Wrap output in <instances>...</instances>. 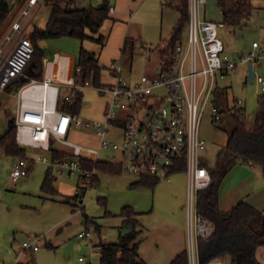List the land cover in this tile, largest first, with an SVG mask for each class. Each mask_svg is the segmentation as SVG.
Wrapping results in <instances>:
<instances>
[{"label":"rangeland","instance_id":"1","mask_svg":"<svg viewBox=\"0 0 264 264\" xmlns=\"http://www.w3.org/2000/svg\"><path fill=\"white\" fill-rule=\"evenodd\" d=\"M40 2L41 5L30 6L29 14L24 18V24L31 20L29 33L24 35L30 42H32L30 30L34 26L45 27L50 15L51 6L48 0ZM102 2L103 0H75L73 6L98 7ZM161 2L145 0L132 12L134 17L131 32L135 39V48L130 53L123 72L126 78H130L131 83H135L143 75L158 77V69L164 62L162 44L171 37L180 19V12L175 7L163 6ZM18 4L20 7L25 6L21 1ZM252 4L254 9L250 18L236 26L223 23L222 12L216 0H209L203 9L206 18L218 22L220 36L225 43L226 52L231 57L247 56L254 41H258L264 48V0H252ZM12 7L15 8L14 3ZM25 7H28L27 4ZM10 33L11 31L3 32L1 29L0 67L18 39V31L11 35ZM100 35L98 33V36ZM187 37L188 26L181 41L186 42ZM93 41L97 46L102 45L99 41ZM81 43L80 39L69 36L38 40L44 58L46 60L48 58L52 63L54 74L59 70L61 63L73 62V58L79 56ZM147 45L148 48H145ZM111 60L106 56L100 58L102 66L106 65L105 68L109 66ZM248 64L249 62L240 63L236 71L226 78L218 76L217 82L220 86L227 82L230 84L231 93L233 91L234 96L243 101L246 114L252 118L259 108V98L264 93L262 83L256 79L257 76L264 78V57L253 62L255 78L252 81L248 79ZM108 79L104 73L102 81L106 82ZM16 93V83H12L8 89H0V139L9 128L10 120L15 117ZM85 93L87 96L84 98L83 106H87V118L92 121L101 120V112L108 97L100 95L95 86L87 87ZM228 120L229 114L226 115L225 122ZM118 132L117 128H112L109 135L113 140H120ZM92 134H95L94 129L87 127V145L96 144ZM22 147L26 148L30 167L18 181L14 182L11 172L22 156L10 155L0 146V264H15L18 255L22 264H101L98 244L101 241H119L120 236L117 232L120 229L122 231L121 227L124 225L121 224L122 209L126 205L133 206L138 212L139 223L145 226L143 233L148 234L142 240L145 244H155L150 238L153 230H147L150 229V225L155 227L158 220L164 221L173 216L187 218V192L185 198H182L175 192L174 187L175 178H188L185 173H177L170 180H161L155 187L132 188L130 182L134 179L124 173L98 172L100 181L86 189L83 204H80L79 198L75 195L78 183H81L79 176L61 173L57 166H54L52 170L57 178L54 180V176L52 177L58 191L45 190L43 183L51 164L38 158L41 156L51 159V152ZM218 149L217 144L209 143L205 155L210 165L215 164ZM114 155L110 153L108 158L103 153L102 157L110 160ZM85 215L92 218L88 229L93 230V235L84 239L79 236V232L87 229ZM94 218L101 225V231L97 230L99 225ZM31 236L41 238L39 250L20 253L23 242ZM152 248L149 245L146 249Z\"/></svg>","mask_w":264,"mask_h":264},{"label":"built area","instance_id":"2","mask_svg":"<svg viewBox=\"0 0 264 264\" xmlns=\"http://www.w3.org/2000/svg\"><path fill=\"white\" fill-rule=\"evenodd\" d=\"M9 1L16 3L18 0ZM37 2L29 0V5ZM208 2L190 0L187 40L177 41L172 56L161 64L158 77L143 75L130 84L123 75L124 61L117 59L108 66L113 82L95 86L87 81L84 85L95 86L97 91L108 97L104 118L87 119V127L93 128L99 139L98 145L92 147L94 151L106 152L108 157L114 153L111 161L119 164L122 172L134 180H164L185 164L190 264H201L197 256L198 239L208 237L214 231V223L198 210V190L207 187L211 181L210 171L202 161V152L207 144L201 131L202 122L208 109L213 121H220L223 115L214 101L219 86L218 76L223 78L233 73L242 62L253 63L264 57V48L258 41L253 42L247 56L231 57L220 36L218 22L206 18L203 13ZM113 11L114 6L111 5L110 12ZM28 12L29 9L24 10L25 15ZM13 30H21V22H15ZM34 52V45L25 38H19L14 43L0 67L1 90L24 73ZM256 79L262 83L264 90V78L257 76ZM58 94L59 87L46 80L31 78L18 87L16 140L23 146L50 150L54 138L58 143L73 148L70 158L53 160L40 156L38 160L57 166L61 173L79 176L81 183L75 195L83 204L84 194L92 186L97 168H86L82 156L84 146L67 138L71 126L83 124L84 119L80 115L59 111ZM242 106L243 101L232 96L227 107L232 113ZM242 112L246 114L245 110ZM112 128L118 129L120 140L110 137ZM87 161L97 162L98 158L87 155ZM29 167V159L19 158L11 172L12 180L16 182ZM92 235V229L79 232L84 239ZM40 240L39 236L29 237L23 242L22 251H38ZM15 264H19L18 259ZM205 264L230 262L225 258H216Z\"/></svg>","mask_w":264,"mask_h":264},{"label":"trees","instance_id":"3","mask_svg":"<svg viewBox=\"0 0 264 264\" xmlns=\"http://www.w3.org/2000/svg\"><path fill=\"white\" fill-rule=\"evenodd\" d=\"M161 1L163 6L175 7L180 12V19L171 37L162 44L163 60L168 61L175 44L182 39L188 26L190 0ZM216 1L222 12L223 23L232 26L240 25L244 20L249 19L254 9L252 0ZM74 2L75 0H49L51 11L46 26L43 28L34 26L30 31L35 52L24 73L13 82L16 83L17 89L31 78L43 80L44 53L38 44L39 39L69 36L81 41L92 39L104 42L103 35L94 37L91 33H98L104 21L110 17V0H103L98 7L79 8L73 6ZM11 9L12 3L9 0H0V27L6 21ZM134 48V39L126 38L123 47L124 56L129 57ZM33 58H35L34 61ZM102 69L97 53L81 45L74 72V85L70 87L68 94L59 91L57 109L78 115L84 103V94L79 86H84L87 81L95 86L102 85ZM214 101L223 113L222 119L214 122L227 132L228 141L219 150L215 164L207 166L211 175L209 185L198 190V210L214 223L213 233L198 239V259L201 264L216 258H225L230 264H261L256 257V250L259 246H264V213L245 200H240L232 209L223 211L219 206V191L228 171L239 161L264 166V93L259 98V108L252 118L243 114L242 111H246L244 106L232 113L229 112L225 94L218 87ZM226 114H229L230 120L223 123ZM0 146L10 155L27 159L24 150L16 140L15 117L10 120L9 128L1 137ZM49 151L53 160L73 156L71 152L60 150L54 138ZM83 163L89 169L95 166L109 173L122 172L121 166L112 161L94 162L83 159ZM176 171H185V164L179 166ZM52 176V170L49 169L43 183L45 190L55 191ZM160 181L156 178H140L133 181L130 186L132 188L155 187ZM137 214L138 212L132 206H125L122 209V215L126 217L125 222L133 225L134 229L124 236L121 234L117 242L99 244L101 264H148L139 254ZM90 220L92 221V218L85 215L87 229L91 226ZM169 264H190L188 249L179 252Z\"/></svg>","mask_w":264,"mask_h":264},{"label":"crops","instance_id":"4","mask_svg":"<svg viewBox=\"0 0 264 264\" xmlns=\"http://www.w3.org/2000/svg\"><path fill=\"white\" fill-rule=\"evenodd\" d=\"M19 1L25 3V6L27 4L28 7L27 8L25 6L20 7V5L18 4ZM144 1L145 0H110L111 5L114 6V11L110 13V17L104 21L100 31L98 32L104 36V42L102 43V45L98 44L97 46L92 39H85L82 41L81 45L97 53V55L99 56V63L101 66L102 64L100 62V58L102 56H106L107 58L112 59L111 61L122 59L124 61V64L128 61L129 57H125L123 54V47L125 45L126 38L129 37V38L134 39V36L132 35V32H131V29H132L131 24H132L133 17H134L132 12L133 10H137L144 3ZM16 3H14L15 8L13 9L12 7L11 12L9 13L6 21L4 22V24L7 23V25L3 24L0 27V33H1V29L3 32L5 30L11 31L10 35L18 31L19 32L18 39H19V38H24V35L29 33L28 28L30 27L31 20L27 22L26 24H24V18L29 14L28 12V14L25 15L24 10L29 9L30 5H29V0H18ZM48 3H49V0H48ZM37 4L41 5L40 0H38ZM37 4H34L32 6H36ZM15 22H21V30H15V31L13 30V24ZM88 32L90 33V31ZM98 33H96V35L95 34L93 35L92 33L91 34L95 37H98ZM64 37H68V36H64ZM145 48H148V45ZM74 58H76V60ZM74 58H73V62L65 61L61 63L59 70L57 69L58 71L55 74L52 71V66H51L52 63L49 62L48 58L47 60L46 58H44L43 65H42L43 80L51 82V84L59 87V91L61 92L63 91L65 94H68L70 91V87H73L74 85V72H75L76 65L79 60L78 59L79 56L74 57ZM105 66H103V69H102V76L105 73V75H107L109 79L106 82H103L102 79L101 81L102 83H111L114 81V78L110 74L108 67L105 68ZM227 76L223 78H226ZM127 81L130 84H132L130 81V78ZM87 87H91V86L79 87L83 91L84 98L85 96H87V94L85 93ZM218 88H220L221 92H224L226 106H228L229 102L231 101L232 96H234L233 91L231 93L230 84L227 82V83H224L223 86L219 85ZM100 95L102 94L100 93ZM244 107L246 108L245 105ZM104 108L105 107H103V110L101 112V118H100L101 120L104 118ZM78 115L83 117L84 123L79 126L72 125L68 132L67 138L72 142L81 143L84 146V149L82 151V156L84 157V159L87 160V155H88L89 157L93 159L98 158V161H110L111 159L109 160V159H105L102 157L103 153L107 156L106 152H103V151L97 152L96 150L95 151L93 150L92 147L97 146L99 143V139L97 138L95 134H92V136L95 138L96 144L93 146L87 145V124H86L87 119H88L87 118V106L85 107L83 106L81 109V112ZM223 123H226L225 120L223 121ZM201 131H202V135L207 139L206 147L202 152V161L206 166H208L210 164L208 163L205 153H206V150H208L209 143L217 144L219 146V149H218V152H219V150L227 144L228 134L222 127H220L213 121L211 112L209 109L207 110L206 115L204 116ZM22 146L21 148L24 150V153L27 156L26 148H23ZM56 146L60 150L65 151V152L73 151V148H71L70 146L58 143V141H56ZM25 147H30L32 149L46 150L44 148L36 147V146H25ZM46 151H49V150H46ZM52 167L53 166L51 165V168H50L51 170H52ZM98 172L109 173V172H105L97 168V171L95 173L94 184L100 181L98 177ZM177 173L186 174L185 171H175L172 175L169 176V178L164 179V180H170ZM110 174H116V173H110ZM52 175L54 176V180H55L57 176H55L53 170H52ZM132 182H130V185L132 184ZM79 185H80V182L78 183V186ZM53 186H54L55 191L57 192L58 189L55 187L54 183H53ZM174 187L176 189L175 192L180 194V197L185 198L186 192L188 195V178L187 179L182 178V177L175 178ZM187 195H186V198H187ZM240 200L247 201L252 206H254L255 208H257L258 210L264 213V166L263 165L245 163V162L239 161L228 171L227 175L223 179L221 186H220L219 206L221 210L228 211L232 209ZM126 206H131V205H126ZM125 218H126L125 216H122L121 224L125 223ZM94 220L99 225V229L97 230L101 231V225L96 220V218H94ZM154 222L155 220L152 221L153 225H154ZM155 224H156L155 227L154 226L152 227L150 225V229L147 230V231L153 230V232L150 235V238H152V242H155V244H152V245L145 244L144 242H142L143 238L147 237L148 234L143 233L145 229V226H143V223L142 224L139 223L137 225L136 229L139 231V235L137 237V239L139 240V254L141 257L143 256L142 258L148 264H169L170 261L179 252L183 251L186 248L188 249L187 218L185 219L182 216L180 218H177L176 216H173L164 221L158 220V222ZM117 233H118V236H120L121 229L120 231L118 230ZM102 242L111 243L108 241H105V242L101 241L100 243ZM114 242H117V241H114ZM149 245L151 246V248L152 247L154 248H152V250L146 249L149 247ZM98 247H99V244H98ZM145 250L148 254L144 252ZM22 252L23 251H21L20 253ZM19 256L20 255H18L16 258L18 259L19 264H22L19 261ZM147 256H148V259H147ZM197 256H198V252H197ZM256 257L261 264H264V246H259L257 248ZM27 264H30V263H27Z\"/></svg>","mask_w":264,"mask_h":264},{"label":"water","instance_id":"5","mask_svg":"<svg viewBox=\"0 0 264 264\" xmlns=\"http://www.w3.org/2000/svg\"><path fill=\"white\" fill-rule=\"evenodd\" d=\"M160 68L161 67H159V69ZM248 70H249L248 79H249V81H252L254 79V77H255V70H254V67H253V63L250 62L248 64ZM133 229H134L133 225H130L127 222H125L123 227H122L121 234L124 236V235L128 234L129 232H131Z\"/></svg>","mask_w":264,"mask_h":264},{"label":"bare ground","instance_id":"6","mask_svg":"<svg viewBox=\"0 0 264 264\" xmlns=\"http://www.w3.org/2000/svg\"><path fill=\"white\" fill-rule=\"evenodd\" d=\"M22 146V145H21Z\"/></svg>","mask_w":264,"mask_h":264}]
</instances>
